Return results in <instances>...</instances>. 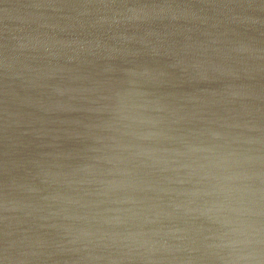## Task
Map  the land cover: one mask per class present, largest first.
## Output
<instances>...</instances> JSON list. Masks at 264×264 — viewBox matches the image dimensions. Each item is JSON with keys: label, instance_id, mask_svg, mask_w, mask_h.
<instances>
[{"label": "water", "instance_id": "1", "mask_svg": "<svg viewBox=\"0 0 264 264\" xmlns=\"http://www.w3.org/2000/svg\"><path fill=\"white\" fill-rule=\"evenodd\" d=\"M0 264H264V0H0Z\"/></svg>", "mask_w": 264, "mask_h": 264}]
</instances>
